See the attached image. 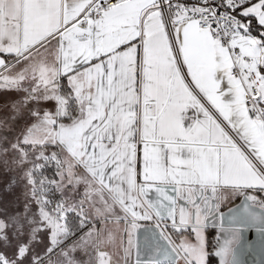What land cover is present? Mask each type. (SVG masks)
Masks as SVG:
<instances>
[{"label":"snow or ice","instance_id":"obj_1","mask_svg":"<svg viewBox=\"0 0 264 264\" xmlns=\"http://www.w3.org/2000/svg\"><path fill=\"white\" fill-rule=\"evenodd\" d=\"M0 53L14 57L0 59V89L55 102L0 138L26 197L0 220V264H207L220 198L264 200V0H0ZM69 213L90 227L65 248Z\"/></svg>","mask_w":264,"mask_h":264},{"label":"rangeland","instance_id":"obj_2","mask_svg":"<svg viewBox=\"0 0 264 264\" xmlns=\"http://www.w3.org/2000/svg\"><path fill=\"white\" fill-rule=\"evenodd\" d=\"M23 66V65H22ZM25 87L34 86L31 82H22ZM27 93L15 89H0V138L7 137L8 140L14 141L16 137L35 122V117L31 115L32 111L38 110L37 101L30 100L25 102ZM15 106V107H14ZM30 111V112H29ZM31 116V120L26 119V116ZM6 142V141H5ZM53 151H59L57 148L53 150L47 149L46 154H51ZM9 165H11V155L8 156ZM47 173L49 176L54 177V170L48 169ZM15 180V183L13 181ZM53 193L51 199L59 200V193ZM25 181L20 178L18 170L8 167L6 168L3 163V156H0V220H7L8 217L14 216L17 213L24 211L25 204ZM256 205L260 203L256 202ZM33 211H38L37 206L33 202ZM42 237L40 241L41 247L37 248L43 255L46 252V248L43 245H49V234L47 230L40 233ZM217 237H221V241L217 244L215 254L222 256L221 253L225 247L224 234H217ZM182 237H180L181 239ZM190 243H195L194 237H188L183 235ZM27 239L26 237L24 238ZM65 242V241H64ZM176 243V242H175ZM178 244V243H176ZM0 251H5L3 245L0 244ZM11 254L10 252L8 253ZM59 258L57 255L55 256ZM223 258V257H222ZM53 259L55 264L56 259ZM233 263L235 264H264V240L263 244H253V247L246 248L245 246H239L233 257ZM219 264H223V260L219 257Z\"/></svg>","mask_w":264,"mask_h":264},{"label":"crops","instance_id":"obj_3","mask_svg":"<svg viewBox=\"0 0 264 264\" xmlns=\"http://www.w3.org/2000/svg\"><path fill=\"white\" fill-rule=\"evenodd\" d=\"M0 59H5L7 61L8 59H14V57H10L9 54L0 53ZM23 64H24V62L21 61L20 64L16 65V69L19 70L22 67ZM185 74H186V69H185ZM60 83H61L62 89L65 92L70 91V89L68 88V84H67V79L66 78L62 77ZM64 87H66V89H64ZM37 103L39 105L38 111L41 113V115L43 114V112L45 110L50 111V112H54L55 111V102L54 101H43V100H41V101H39ZM73 114L75 115V112ZM26 119H28L30 121L31 120V116L27 115ZM64 122L65 123H70V121H68L67 119H65ZM54 148H56L55 145L49 144L47 146V149H49V150H53ZM83 194H84V185H79V186H77L76 192L72 194V199L74 201L78 202L79 199L83 196ZM56 195H58V194L56 193ZM256 195H257L258 198L260 197L259 193H256ZM242 197H247L251 201V203H253V204H255L256 202L260 203V205H258V206L264 208V200H258L256 196L245 195L244 191H242L240 189H236V191H233V192H230L229 194L223 195L220 198L218 204L215 205V207H214V211H213V214H212L213 215V219H211L205 225V227L202 229V235L204 237V245H205L206 251H207V247H206V231H207V228H210V229L214 228V232H215V235H216V238H217V242H216V245H215L214 252H215V250L217 248V244L222 240L221 237H219V239H218L217 234H220V236H221V233L224 234V236H225V238H224L225 239L224 240L225 247L223 249L222 256H220V255L218 256L217 254H215L217 256V258H218V261H219V257H221V259L223 260V264H233V260H232L233 259V249H234L236 243L239 240V233H238L237 229L228 228V227H220V215H221V213H223L227 209H229L232 206H234L235 204H237L241 200ZM236 200L238 202L234 204V202ZM178 203L183 204V201H179ZM97 207L103 209V203L102 202H98L97 203ZM116 211L119 212V209L117 208ZM70 214L75 216L74 213H70ZM75 218H76L75 224L79 223V217H75ZM176 219H177V222H179V216L178 215H177ZM93 222L97 225L98 228L101 227V221L95 215H93ZM167 223L170 224L171 221H168ZM88 227H90V225H86L77 234L72 235L71 238L65 240L64 244L61 247H65L66 248L69 245H71L75 240H78L79 236L83 235L88 230ZM106 228L109 229V230L115 231V227H114L113 223H108L106 225ZM190 231L192 232L191 228L189 227L187 229V231H185L183 233V235L191 237V235H190L191 232ZM168 232H169V234H171L173 236L174 241L179 244L181 235L177 236V233H175L171 228L168 229ZM192 234H193V237L195 239V233L192 232ZM73 255L78 260H80L81 262H83V261L88 259V257L80 250H77L75 253H73ZM55 256H56V254L54 253L52 255V258L56 259L55 264H58L59 258H57ZM206 257H207V253H206ZM178 264H183V261L182 260H178Z\"/></svg>","mask_w":264,"mask_h":264},{"label":"water","instance_id":"obj_4","mask_svg":"<svg viewBox=\"0 0 264 264\" xmlns=\"http://www.w3.org/2000/svg\"><path fill=\"white\" fill-rule=\"evenodd\" d=\"M220 227L238 230L239 240L233 249V257L239 246L252 248L255 243L262 245L264 240V208L251 203L247 197H242L237 204L221 213Z\"/></svg>","mask_w":264,"mask_h":264},{"label":"trees","instance_id":"obj_5","mask_svg":"<svg viewBox=\"0 0 264 264\" xmlns=\"http://www.w3.org/2000/svg\"><path fill=\"white\" fill-rule=\"evenodd\" d=\"M64 89H66V87H64ZM237 202L238 201L236 200L234 202V204L237 203ZM68 215L73 218L74 235H75L81 230L80 227H79V223L75 224V220H76L75 216H73L70 213ZM178 235H180V233H177V236ZM190 235H191V237L193 236L192 232L190 233ZM69 238H71V236ZM216 242H217V238H216V235H215V232H214V228L213 229L212 228L211 229L207 228V231H206V247H207V251H208L207 252V264H219L218 258H217V256L214 253ZM208 253H210V255Z\"/></svg>","mask_w":264,"mask_h":264},{"label":"built area","instance_id":"obj_6","mask_svg":"<svg viewBox=\"0 0 264 264\" xmlns=\"http://www.w3.org/2000/svg\"><path fill=\"white\" fill-rule=\"evenodd\" d=\"M189 2H196V0H189ZM235 51H239L238 49H236ZM262 71H264V69H262Z\"/></svg>","mask_w":264,"mask_h":264}]
</instances>
